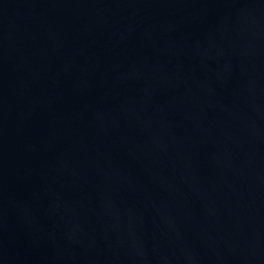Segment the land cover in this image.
Returning a JSON list of instances; mask_svg holds the SVG:
<instances>
[{"label": "water", "instance_id": "95a60500", "mask_svg": "<svg viewBox=\"0 0 264 264\" xmlns=\"http://www.w3.org/2000/svg\"><path fill=\"white\" fill-rule=\"evenodd\" d=\"M0 264H264V0H0Z\"/></svg>", "mask_w": 264, "mask_h": 264}]
</instances>
